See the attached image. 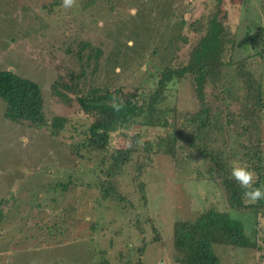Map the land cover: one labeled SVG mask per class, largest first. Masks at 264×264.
Here are the masks:
<instances>
[{"label":"trees","instance_id":"obj_1","mask_svg":"<svg viewBox=\"0 0 264 264\" xmlns=\"http://www.w3.org/2000/svg\"><path fill=\"white\" fill-rule=\"evenodd\" d=\"M17 1L25 5L24 0ZM99 1L77 0V4L84 11ZM112 1L102 2L109 5ZM36 3L33 0V6ZM204 4V17L186 21L179 16V30L186 32L173 39L179 47L171 53L172 66L155 68V76L148 74L145 80H151L149 87H140L128 100L113 92L102 96L101 89L92 85L84 87L85 69L92 76L103 62L99 60L103 57L100 44L97 47L78 40L65 46L63 53L82 64L77 73H69L68 82L53 81L50 91L67 108L74 103L87 122L70 124L71 116L64 114L47 118L39 83L11 70H0L4 119L28 128L47 129L50 137L72 132L77 138L69 146L75 163L64 169L54 168L46 182L32 192L37 200L32 205L36 214L45 212L50 219L46 240L56 244L55 237L62 241L60 246H71L70 241L76 242L72 246L79 245L81 238L72 240V233L85 227L90 239L103 211L111 215V220L117 213L141 217L152 184L148 171L155 162L165 161L174 184L180 186L182 195L178 196L196 204L205 202L210 190L228 207L219 211L209 205L195 218L173 223L168 245L174 263L222 264L218 251L261 248L257 244L261 232L254 227L264 228V200L246 202L230 171L232 161H242L257 173V186H264V67L254 71L253 64L256 61L264 66V0L258 3L261 22L256 14L250 19L257 20L256 24L251 26L242 27L236 21L233 34L223 24L233 15L238 19L244 1L209 0ZM61 5L62 0H50L41 7L49 14ZM107 8L112 11L111 5ZM193 11L191 4L185 7V14ZM187 33L193 36L189 39ZM249 44L252 53L246 50ZM178 91L186 98L182 109L175 105L180 99ZM114 102L122 104L119 110L113 107ZM130 127L138 130L132 129L120 145L121 131L125 135ZM57 172L64 175L57 176ZM3 203L0 200V206ZM139 221L134 228L143 234ZM149 230L154 235L149 242H158L159 230L155 232L152 226ZM146 245H131L126 254L139 258ZM165 245L162 243V247Z\"/></svg>","mask_w":264,"mask_h":264},{"label":"rangeland","instance_id":"obj_2","mask_svg":"<svg viewBox=\"0 0 264 264\" xmlns=\"http://www.w3.org/2000/svg\"><path fill=\"white\" fill-rule=\"evenodd\" d=\"M24 1L25 5L17 0H0V70H11L22 78L38 82L46 117L49 118L50 114L70 115V124L87 122V119L74 103L67 108L50 91L53 81L68 82L69 73H77L79 64H82L75 57L63 53L66 45H74L73 41L78 40L97 47L100 44L103 57L99 60L103 62L99 63L92 76L85 69L83 85L100 88L102 96L105 92H113L128 100L140 87H149L151 80H145L148 74L155 76V68L160 67L161 70L165 65L172 66V54L179 47L178 41L173 39L186 32L185 29L179 30V18L183 16L188 21L206 16L204 3L209 2L114 0L105 5L101 0L84 11L79 10V6L71 9L59 6L48 14L41 6L50 0H36L34 6L33 0ZM243 1L245 7L237 12L238 19L233 15L229 22L223 24L230 34L235 33L236 21L242 27L256 24L257 20L261 22L258 8L261 0ZM189 4L194 7L190 15L185 14V7ZM110 5L112 11L107 8ZM172 14L178 17L174 19ZM254 14L259 17L256 21L250 20ZM192 36V33L186 35L189 39ZM246 50L252 53L251 44ZM162 60L164 64H160ZM253 64L254 71L264 67L256 61ZM173 88L178 89L176 86ZM183 94L178 91L180 99L175 105L179 109L186 100ZM263 128L264 117L261 131L264 153ZM132 129L138 130L130 127L125 130V135L121 131L120 145ZM73 134L62 132L58 137H50L47 129L37 130L10 123L2 117L0 104V200L4 201L0 206V264H176L171 259L168 245L173 223L191 220L209 205L219 211L228 208L222 197L210 190H207L210 193L205 202L196 204L178 196L182 194L180 186L174 184L171 168L165 161H158L148 171L152 184L141 217H122L117 213L111 220V215L103 211L96 231L89 232L92 235L90 239H87L88 231L84 227L85 230L73 232L71 236L72 240L81 238L79 245L72 246L76 242L70 241L71 246H60L62 241L53 237L57 242L54 244L46 240L45 228L50 227V219L45 212L36 214L32 205L37 200L32 192L36 186L46 182L54 168L71 167L74 160L69 146L77 139ZM77 169L75 167L74 171ZM43 171L50 172L43 174ZM56 175L64 174L57 172ZM135 221L140 222L143 234L137 233ZM150 226L155 232L159 230L158 242H149L154 237L150 234ZM254 230L261 232L257 243L261 248L254 251L236 249L226 253L218 251L222 264H264V228L255 226ZM28 234L35 237H27ZM44 237L43 243L40 242ZM145 242L147 245L139 258L126 254L131 245L141 248ZM162 243L166 245L162 247Z\"/></svg>","mask_w":264,"mask_h":264},{"label":"clouds","instance_id":"obj_3","mask_svg":"<svg viewBox=\"0 0 264 264\" xmlns=\"http://www.w3.org/2000/svg\"><path fill=\"white\" fill-rule=\"evenodd\" d=\"M61 6L71 9L77 7L78 4L77 0H62ZM121 106L122 104L113 103L116 110H119ZM230 177L243 190L242 196L246 202L255 204L264 200V186H257V173L246 163L239 160L232 161Z\"/></svg>","mask_w":264,"mask_h":264}]
</instances>
